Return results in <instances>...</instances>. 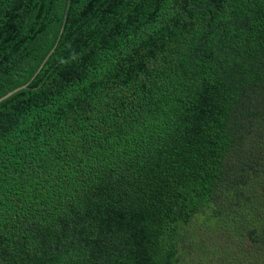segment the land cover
Instances as JSON below:
<instances>
[{
    "label": "trees",
    "instance_id": "1",
    "mask_svg": "<svg viewBox=\"0 0 264 264\" xmlns=\"http://www.w3.org/2000/svg\"><path fill=\"white\" fill-rule=\"evenodd\" d=\"M65 5L0 0V95ZM27 85L0 103V264H264V0H69Z\"/></svg>",
    "mask_w": 264,
    "mask_h": 264
},
{
    "label": "water",
    "instance_id": "2",
    "mask_svg": "<svg viewBox=\"0 0 264 264\" xmlns=\"http://www.w3.org/2000/svg\"><path fill=\"white\" fill-rule=\"evenodd\" d=\"M68 5H69V0H66V5H65V8H64V12H63V15H62V19H61V22H60V26H59V29H58L57 36L54 39L53 43L51 44L50 48L48 49L46 55L42 58V60L38 63V65L30 73V75H28L24 80H22L16 86H14L13 88H11L10 90H8L7 92H5L4 94L0 95V103L3 102L4 100H6L7 98H9L10 96H12L13 94L17 93L18 91H20L22 89H25L28 86L27 84L34 78V76L38 72L41 71V69L43 68L44 63L46 62V60L48 59V57L50 56V54L52 53V51L54 50V48L57 45V42L59 40V37H60L61 32L63 30V27L65 25V20H66Z\"/></svg>",
    "mask_w": 264,
    "mask_h": 264
},
{
    "label": "rangeland",
    "instance_id": "3",
    "mask_svg": "<svg viewBox=\"0 0 264 264\" xmlns=\"http://www.w3.org/2000/svg\"><path fill=\"white\" fill-rule=\"evenodd\" d=\"M249 243H239V242H234L231 248L228 250V258L230 262H236L239 264H242L244 261V252L243 249L247 248ZM246 253V252H245Z\"/></svg>",
    "mask_w": 264,
    "mask_h": 264
}]
</instances>
